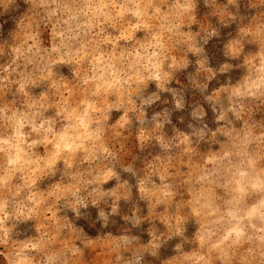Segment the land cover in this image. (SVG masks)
Here are the masks:
<instances>
[{
	"label": "rangeland",
	"instance_id": "rangeland-1",
	"mask_svg": "<svg viewBox=\"0 0 264 264\" xmlns=\"http://www.w3.org/2000/svg\"><path fill=\"white\" fill-rule=\"evenodd\" d=\"M0 264H264V0H0Z\"/></svg>",
	"mask_w": 264,
	"mask_h": 264
}]
</instances>
